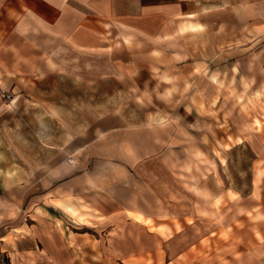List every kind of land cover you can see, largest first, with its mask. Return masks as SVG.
I'll list each match as a JSON object with an SVG mask.
<instances>
[{"label":"crops","instance_id":"0c3cea01","mask_svg":"<svg viewBox=\"0 0 264 264\" xmlns=\"http://www.w3.org/2000/svg\"><path fill=\"white\" fill-rule=\"evenodd\" d=\"M15 1L0 229L25 233L0 254L264 264V114L245 108L264 99V0Z\"/></svg>","mask_w":264,"mask_h":264},{"label":"rangeland","instance_id":"374dc122","mask_svg":"<svg viewBox=\"0 0 264 264\" xmlns=\"http://www.w3.org/2000/svg\"><path fill=\"white\" fill-rule=\"evenodd\" d=\"M14 2H16V1L15 0H0V51L1 50L4 51V53H0V56H3L4 58L8 57V56L5 53V50L1 49V47L4 46L5 44H7V42H8V38L10 37V29H11L10 23L12 21L11 18H6V15L8 14V9L10 7V4L14 3ZM17 14L18 13H13L12 17L17 16ZM5 60H6V58H5ZM214 77L217 80L219 79V76L217 74H215ZM4 88H5V86L3 85V76H2V72L0 71V134L1 135L3 133H5L4 131L8 125V122H9L8 110H5L3 112L2 111L3 106L6 105L8 102H10V100H12L14 97V93H13L12 89H8V88L4 89ZM162 96L165 97L164 94H162ZM238 96H239V94H238ZM252 102L255 103V100ZM257 102L258 103L255 104L253 107H250V108L245 107V108H246V111H248L250 113L252 111L254 113H257L260 116L261 114H264V105H263L264 99L263 100L259 99ZM251 109H253V110H251ZM186 110H187V107L184 106L183 104L177 105L178 115L184 114ZM211 114H213V113L210 112V115ZM199 115H200V111H198L196 109V107H192V113L190 114L189 118L192 119L193 121H195L196 118L200 117ZM256 123L259 126V128L264 129V118L262 121L257 119ZM229 125L230 124L226 121L224 123H222V127L225 128L226 131L231 129L229 127ZM207 155H209V154H207ZM1 156L2 155H0V157ZM6 156H8V155H6ZM185 158H188L189 164H192V163L201 161L199 159L205 160V154H189V155H186ZM191 158H192V161H190ZM4 172L8 173L9 171L7 170ZM20 219L22 220V223L25 225V227L30 226L32 228L33 231H29V233H34L35 229H33V228L36 227V225H37V227H39V226L42 227V226H44L43 224H45V222L43 221L44 220L43 218L39 219L38 217L31 216L30 213L25 214L24 210H22V218L20 217ZM12 224H13L12 222L8 221L5 225H3L4 229H0V238L3 237V239H0V240L5 239L6 241L12 242V241H15L16 239H19L23 235V233H25V230H21V229H20L21 231L19 229H8V228H13L14 226L15 227L19 226V225H12ZM44 228H46V227H42V229H44ZM10 231L12 233L15 232L17 234L18 238H17V236L15 237L12 233H9ZM27 231H28V229H27ZM26 233H28V232H26ZM20 241H22V243H27L28 239H26L25 237H22V239H20ZM39 245H40V247H42L41 243H39ZM5 256L6 255H4V254H0V264H6V260H4Z\"/></svg>","mask_w":264,"mask_h":264},{"label":"trees","instance_id":"16d2710c","mask_svg":"<svg viewBox=\"0 0 264 264\" xmlns=\"http://www.w3.org/2000/svg\"><path fill=\"white\" fill-rule=\"evenodd\" d=\"M4 260H6V264H11L10 263V260H9V258L7 256H5V259Z\"/></svg>","mask_w":264,"mask_h":264},{"label":"built area","instance_id":"2783aa9c","mask_svg":"<svg viewBox=\"0 0 264 264\" xmlns=\"http://www.w3.org/2000/svg\"><path fill=\"white\" fill-rule=\"evenodd\" d=\"M69 160H70V161H72V159H71V158H70Z\"/></svg>","mask_w":264,"mask_h":264}]
</instances>
